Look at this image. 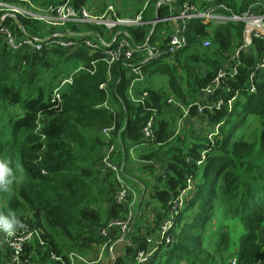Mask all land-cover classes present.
Masks as SVG:
<instances>
[{
	"label": "trees",
	"instance_id": "1",
	"mask_svg": "<svg viewBox=\"0 0 264 264\" xmlns=\"http://www.w3.org/2000/svg\"><path fill=\"white\" fill-rule=\"evenodd\" d=\"M33 1L43 4L49 0ZM87 1L71 0V5L78 9ZM157 1L149 0L142 12L147 24L117 31L137 48L146 44L151 32L149 45L159 43L157 50L163 53L172 29L164 21L155 26L148 24L156 16ZM185 1L165 2L158 7V19L176 14ZM200 2L203 7L207 4V0ZM255 2L264 5V0H216L215 8L224 5L233 13H240ZM171 5L177 7L173 10ZM18 22L26 34L40 38L64 33L38 21L18 18ZM88 28L103 33L101 27ZM243 31V24L194 19L186 27V46L175 54L161 55L148 64H140L142 54H138L131 61L115 62L110 67L102 61L101 53H91L84 46L31 53L26 49L8 51L0 43V164L11 169V176L4 178L12 181L7 190L0 189V217L19 221L13 230H42L47 250L43 251L37 242L27 245L25 252L31 264L38 255L40 262L51 260V253L70 264L65 250L86 256L94 245L107 242L109 238L97 234L98 228L106 227L111 218L121 217L123 208L109 200L114 190L113 175L101 180L99 163L108 144L101 130L114 126L110 142L118 141V162L125 168L130 149L143 143L142 129L152 113L156 114L155 142L141 158L152 161L166 146H172L173 155L149 194L151 200L163 209L185 188L187 179L193 180V189L175 218L173 242L148 264H227L222 252L229 251V231L209 237L214 252L206 244L208 228L220 215L227 222L237 220L243 226L237 264H264V243L260 240L264 231V69L255 74V90L247 89L250 73L264 52V39H252L254 53H241L236 76L223 80L211 97L212 101L234 98L230 109L213 108L198 114L190 101L194 95L202 94L201 90L217 75L224 57L241 43ZM204 39L211 41L210 50L202 47ZM228 60L233 63L231 58ZM70 61L80 63L84 69L75 73L73 82L62 90L61 102L51 103L53 90L71 73L66 68ZM203 63L208 73L201 77L198 66ZM135 65L141 67L142 80L131 92L136 98L146 92L143 104L132 102L129 96L130 85L137 78L132 72ZM155 77L166 79V90L152 87ZM170 97L188 110L189 134L181 141L174 137L173 126L183 117V111L168 103ZM194 102L205 104L206 99ZM205 123L208 127L219 125L213 141L207 136L210 128L202 133ZM174 139L178 140L173 142ZM155 145L157 148H153ZM202 152L205 159L197 165ZM104 201L109 202L107 215L100 209ZM161 220L160 212L155 223L158 225ZM227 222H223L225 227ZM0 228L4 232L2 224ZM132 239L141 245L139 237ZM127 252L128 260L133 251L127 248ZM2 255L0 251V264ZM52 264L62 263L53 260Z\"/></svg>",
	"mask_w": 264,
	"mask_h": 264
},
{
	"label": "built area",
	"instance_id": "2",
	"mask_svg": "<svg viewBox=\"0 0 264 264\" xmlns=\"http://www.w3.org/2000/svg\"><path fill=\"white\" fill-rule=\"evenodd\" d=\"M169 0H158L156 7L162 6ZM149 0H145L141 12L135 16H119L116 8L109 4L104 6L99 12H92L86 6L78 9L71 5V0H66L62 5H56L48 8L44 14L35 12L37 7L33 0H0V43L8 51H18L26 49L31 53H39L43 49L53 47H60L64 50L72 49L77 46L86 47L91 53H101L104 61L109 67L118 61H131L138 54H142V61L140 64H148L152 59L165 54H175L186 46L185 31L186 27L191 20L200 19L204 22L213 23H232L243 24V38L242 41L234 51L228 55L230 59L233 56L234 63L224 64L217 72V75L211 80L209 85L201 90L205 104L193 102L194 107L197 108V113L201 114L205 110L213 108L221 109L227 107L230 109L234 98L224 101L221 97L212 101L211 97L214 92L221 87L223 80L232 79L237 74V68L240 65V55L250 47H252V39H264V5L261 2L249 4L245 11L240 13H233L229 8L224 5L216 6L224 13L216 12V8H200L196 3L191 4L190 1H185L176 14L170 15L164 22L176 23L172 28V33L168 38L167 49L165 52L160 53L157 50L159 44L154 46L144 45L141 48L134 47L132 42L121 33L117 31L119 28L138 27L145 25L142 18V12L146 8ZM18 18H24L31 21L42 22L46 28H54L59 30L62 27H67L69 24L75 26H98L109 32L108 39H90L85 35L68 36L60 32L47 34L42 38L32 36L25 33L23 27L19 24ZM149 24V23H148ZM50 26V27H48ZM204 49H210L212 43L209 39H204L202 42ZM94 62L91 63L93 65ZM83 66L71 72L67 77L59 81L58 86L53 90L50 102L60 103L61 92L73 82L75 73L83 70ZM264 69V52L259 60L253 67L250 73V80L247 89L250 92L255 90L253 79L255 74ZM132 72L137 76L136 81L130 85L129 96L132 102L143 104L147 93L144 92L139 98H136L131 89L142 80L141 67L135 65L132 67ZM104 86L101 85L100 88ZM169 104H174L185 110L173 97L168 99ZM187 110V109H186ZM185 110L186 116L189 114ZM191 119V123H193ZM155 123L156 114H153L145 122L142 134L143 143L139 146L146 148L155 142ZM210 132L207 134L208 139L213 141L218 133L219 125L209 127ZM114 126L101 130V135L107 140L108 144L105 148L103 156L99 163L101 171V180L105 181L108 174L113 175L112 181L114 182V190L109 196L110 203L123 208V215L119 218H111L106 227H99L97 234L104 238H109L105 245L109 246V253L113 264L117 261L114 248L117 243L123 241L128 233L131 231L133 222L139 215V209L136 206L137 196L134 190L124 182V172L122 164L118 162V141L110 142ZM205 159V152H202V160L197 161V165H201ZM193 189V180L187 179L184 189H180L173 198L165 204L163 209L160 205L157 206V211L154 216L162 214V220L157 225L154 219H151L148 225L141 229L133 231V236L130 237L128 245L132 246V260L131 264H148L156 255L157 252L163 251L165 246L171 245L175 233V218L179 211L184 207L185 200L188 198L191 190ZM117 235V236H116ZM139 237L141 245L137 246L132 238ZM36 241L38 245L45 247L42 239V233L38 229H31L25 227L22 230H11L9 232H0V251L3 252L1 256L2 264H31L25 248L27 245ZM260 240L264 243V231L260 234ZM163 246V249H162ZM53 253H51L52 255ZM55 262L65 264L62 258L51 256ZM69 263L73 259V255L68 256ZM231 264H237V257L231 260ZM257 264H260L257 263Z\"/></svg>",
	"mask_w": 264,
	"mask_h": 264
},
{
	"label": "rangeland",
	"instance_id": "3",
	"mask_svg": "<svg viewBox=\"0 0 264 264\" xmlns=\"http://www.w3.org/2000/svg\"><path fill=\"white\" fill-rule=\"evenodd\" d=\"M49 1L46 2V3H43V4H35L36 7H37V10L35 12L40 13V14H44V12L48 8L53 7V6H56V5H62L60 3L61 0H52V2H49ZM95 1L96 0H92V1L91 0H88L87 1V4H86L87 9H90V10L92 9L93 11H95V9L92 8L93 6H97L99 8L100 5H101V2H97V1L95 2ZM102 1L104 3H107L106 5H109V4L112 3L111 5L116 6L119 9L120 16H132L133 14H136L138 12V10L141 9L142 6L145 3V0H118V2L115 1V0H102ZM90 4L92 5V7L90 6ZM176 7H177L176 5H171V9H173V10ZM98 8L96 9V11H98ZM159 22H160V20L158 19V22L157 23H159ZM168 25H169L168 27H170L172 29L176 25V23L171 22V24L168 23ZM48 27H50V26H48ZM168 34H169V31H168ZM168 34L166 33V35L163 36V39ZM201 50L208 51L209 52V50H204L202 48H201ZM199 52H201V51L197 50V53H199ZM80 66H81L80 63H78L76 61H70L66 65V68L70 72H75L76 69L78 67H80ZM164 80H166V79L164 78ZM162 83H164V85H166V81L163 82L162 78H159L157 80V83H156L157 86L155 88L156 89L160 88V89L166 90V86H162L163 85ZM203 126L204 127L201 130H202V133L205 134L207 131H209V127L206 126V123ZM183 134H184V132L181 131L180 132V136L183 135ZM136 148H140V147H136ZM153 148H157V146L155 145V146H153ZM149 149H150V147H148V150L142 151V152H141V149H140V150L134 151L133 154H135V152H137L136 153V157L140 153H141V156H142V155L147 154L148 151H149ZM136 157H134V159H130L129 160L127 169H130L132 166L142 165L140 163V156H139V160H136ZM146 168H148V167H146ZM138 171H139V169H138ZM143 173H146V172H143ZM128 184L131 185V182H128ZM146 185H148V184H146ZM137 187L138 186H136V188ZM131 188L134 190L133 187H131ZM146 202H147L146 204H143L142 205V207L140 209V212H139V215L137 216L136 220L133 222V226L131 228V231L128 233V235L125 237V239H123V241H121V242H119V243L116 244V246L114 248V252H115L116 259H117V257L119 258L120 255L122 257H125V254H124V251H123V248L124 247H125V249L126 248L132 249V246L131 245H128V242H129L130 237L133 236V231L134 230H137L139 232L141 229H144L148 225V223H149V218H151L150 216H152L154 214L153 213V206H152V204H149L148 203L149 201H146ZM102 205L100 206L101 212L104 215H107L106 207H104V206L102 207ZM153 205H155V204H153ZM224 219H226V218H224L223 215H220L219 217H215L212 220L211 225L208 228L209 231H208V235H207L208 238L206 239V244H207V249H209L210 251L214 252V247L213 246H210V239H209V237H212V235H216L217 233L221 234V233L225 232V230L229 231L230 236H231V244H230V247H229V251L228 250L227 251H223L222 254H223V256L225 258H227V264H231V260L234 257H237V251H238V239H237V237L240 235V233H241V230L240 229H243V226L237 220H234L233 222H227ZM223 222H227L228 223V226L225 227L223 225ZM38 230L42 233V230L41 229H38ZM35 243H36V241L34 240L30 245L33 246ZM108 249H109V246L105 245V243L104 244L101 243V244L94 245L93 248H92V251L90 252V254H88L86 256H79V255H77L75 253H72L70 251H67V250H65V254L67 256L73 255V259L70 261V264H102V262L104 260L107 261V264H113L112 259H111V255H110ZM42 250L43 251L47 250V247L46 246L43 247ZM52 255L55 256L54 254H52ZM40 256L41 255H38L37 263L52 264V262H53L52 259L51 260L49 259V260H47L45 262H40L39 261ZM116 262H118V260ZM116 262H115V264H116ZM1 264H2V262H1ZM32 264H33V261H32Z\"/></svg>",
	"mask_w": 264,
	"mask_h": 264
},
{
	"label": "crops",
	"instance_id": "4",
	"mask_svg": "<svg viewBox=\"0 0 264 264\" xmlns=\"http://www.w3.org/2000/svg\"><path fill=\"white\" fill-rule=\"evenodd\" d=\"M96 1L97 2H101V5L98 8L97 6H93L92 7V5L90 4V6L95 9V11H93L91 9V11L94 12V13L99 12L100 10H102L104 8V6L107 4V3H104L102 0H96ZM115 1L118 2V0H115ZM195 1L198 2L196 4L200 8L201 7L202 8H214L215 7V2L214 3H210L209 0H207V4L204 5V7L201 5L200 0H195ZM149 6H150V4H149ZM114 7L116 8L118 14L120 15L119 9L116 6H114ZM97 8H98V11H96ZM155 12H156V9H155ZM155 15H156V13H155ZM88 27H90V25L75 26L74 24H69L67 27H62L59 30L63 31L64 32L63 34H67L68 36L85 35L88 38L95 39V40L101 38L102 40L106 41L108 39L109 32H107L106 30L102 29L103 33L100 34V33H95L92 29H90ZM155 44H159V43H155ZM253 53H254V49H251V47L248 50L245 51V54H247V55H252ZM224 59L225 60H223L222 63L229 64L228 55H227V57L225 56ZM168 62L172 63L173 59H169ZM198 72H199V75L201 77L206 76V74L208 73L207 65L204 64V63L200 64L198 66ZM159 78H161V77H155L153 79V81L151 82V85H152V87L154 89H156L155 88L157 86L156 83H157V80ZM162 80H163V82L166 81V80H164V78H162ZM162 84H163L162 86H166V85H164V83H162ZM158 89H160V88H158ZM158 89H156V90H158ZM199 99H203V95L202 94L194 95L190 99V101L194 102L195 100H199ZM182 111H183V117L178 119V120H176V122H175V124L173 126L174 129H175L174 130V137L179 138L180 141L183 140L184 138L188 137V134H189L188 133V126H187L188 123L186 122L188 116H186L185 110H182ZM198 124H200L199 121L196 123V126H198ZM202 126H203V124H202ZM181 131H183L184 134L180 136V132ZM176 140H178V139H174L173 142L174 141L176 142ZM171 148H172V146L162 147L160 149V151L158 152V154L154 157L153 161H144V160H142L141 153L137 157H136V153L137 152H135V154H133L134 151H137V150H140V149H141V152L142 151H146V150H148V147H146V148H141V147L140 148H131L130 151H129L128 161L125 163V168H124V165L122 164L123 172H124V175H123L124 176V180L127 181V182H131V185H129V186L134 188V192H135V195L137 196V200H138V201H136V206L139 209V212H140V209H141L142 205L147 203L146 201H149L148 203L152 204V206H153V213L154 214L152 216H150L151 218H149V221L151 219H154V222H155L156 216H154V215H155V212L157 211V210L156 211L154 210L155 207L157 209V205H153V204H156V202L151 200L149 194L152 192V189L155 186H157V184L159 183V178L165 172L166 166H167L168 162L171 160V156L173 155ZM139 156H140V163L142 165L132 166L130 169H127L129 160L130 159H134V157H136V160H139ZM146 167H148L149 169L146 168ZM138 169H139L140 172L138 171ZM143 172H146V173H143ZM146 184H148V185H146ZM136 186H138V187L136 188ZM103 206L106 207V212H108L109 202L104 201L102 207ZM240 230H241V233L237 237L238 240H239V237L243 234V229H240ZM238 247H239V242H238ZM123 251H124L125 257H122L121 255L119 256V258L117 257L118 263H121V262L125 263V261H126L127 264H130L132 258L130 256L128 258V260L126 259L127 256H128L127 248L125 249V247H124ZM35 258H37V256H35ZM33 264H45V263H37V259H34L33 260ZM102 264H107V261L104 260L102 262Z\"/></svg>",
	"mask_w": 264,
	"mask_h": 264
},
{
	"label": "clouds",
	"instance_id": "5",
	"mask_svg": "<svg viewBox=\"0 0 264 264\" xmlns=\"http://www.w3.org/2000/svg\"><path fill=\"white\" fill-rule=\"evenodd\" d=\"M0 169H2V174H0V189L7 190L9 184H11L10 179H6L4 177L11 176V169H8L6 165L0 164ZM19 221L13 219H9L8 217H0V224L3 226V230L5 232H9L13 229L15 224H18Z\"/></svg>",
	"mask_w": 264,
	"mask_h": 264
},
{
	"label": "water",
	"instance_id": "6",
	"mask_svg": "<svg viewBox=\"0 0 264 264\" xmlns=\"http://www.w3.org/2000/svg\"><path fill=\"white\" fill-rule=\"evenodd\" d=\"M215 1H216V0H209L210 3H213V2H215ZM157 11H158V7L156 8V16H155V18L153 19V21L149 22V24L151 23L152 26H155L156 23L158 22ZM151 34H152V33L150 32L149 35H148V38H147V41H146V45L149 44V41H150V38H151Z\"/></svg>",
	"mask_w": 264,
	"mask_h": 264
},
{
	"label": "bare ground",
	"instance_id": "7",
	"mask_svg": "<svg viewBox=\"0 0 264 264\" xmlns=\"http://www.w3.org/2000/svg\"><path fill=\"white\" fill-rule=\"evenodd\" d=\"M234 56V55H233ZM233 56H231V60H232V62L234 63V59H233ZM119 62V61H118ZM125 182V181H124ZM126 183V182H125ZM127 184V183H126ZM1 229V228H0ZM2 230H3V228H2ZM13 230V229H12Z\"/></svg>",
	"mask_w": 264,
	"mask_h": 264
}]
</instances>
